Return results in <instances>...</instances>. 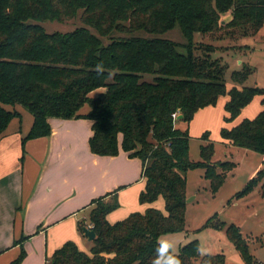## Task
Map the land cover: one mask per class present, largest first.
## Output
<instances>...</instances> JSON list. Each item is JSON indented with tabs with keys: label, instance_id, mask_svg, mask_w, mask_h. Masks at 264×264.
I'll return each mask as SVG.
<instances>
[{
	"label": "trees",
	"instance_id": "trees-1",
	"mask_svg": "<svg viewBox=\"0 0 264 264\" xmlns=\"http://www.w3.org/2000/svg\"><path fill=\"white\" fill-rule=\"evenodd\" d=\"M226 13L231 17L225 22ZM77 17L80 26L70 32L48 33L43 27ZM263 25L264 0H0V135L20 119L3 106L19 105L31 114L21 162L27 141L50 135L49 119H87L92 122L90 152L111 157L123 151L139 159L145 181L139 203L163 200V211L149 207L110 224L106 216L119 207L117 191L95 199L88 226L77 224L81 235L84 227L95 233L89 253L67 241L45 264H225L223 254L201 257L196 240L174 254L161 238L185 231V173L201 169L215 193L234 169L231 162L212 161L208 132L200 138V160H190L188 128L197 111L225 96L224 122L231 123L260 96L262 110L222 127L220 136L234 148L264 157V89L244 86L251 74L244 67L231 73L233 86L227 90L225 66L212 57L213 48L194 42L195 35L245 26L252 36ZM175 27L185 43L136 36H157ZM98 89L103 92L89 97ZM84 105L90 110L80 115ZM261 174L256 172L237 196L250 192ZM204 227L224 225L210 219ZM225 234L245 264H256L238 228L229 225ZM24 257L22 251L10 264Z\"/></svg>",
	"mask_w": 264,
	"mask_h": 264
},
{
	"label": "crops",
	"instance_id": "crops-1",
	"mask_svg": "<svg viewBox=\"0 0 264 264\" xmlns=\"http://www.w3.org/2000/svg\"><path fill=\"white\" fill-rule=\"evenodd\" d=\"M100 92L103 89L91 92L89 97H96ZM227 99L221 97L217 107L197 111L189 123L190 135L198 136L209 129L216 110L219 112L217 120H220L218 129L231 128L245 118L252 119L262 110V98L255 97L237 119L223 123L221 119L227 114L222 108ZM89 110L88 105H84L79 114L86 115ZM17 112L20 114L18 123L14 125L12 120L0 135V264L13 262L22 251L25 257L20 264H45L67 241L88 254L91 242L78 232L77 224L84 222L88 226L92 201L114 191H117L119 207L106 216L110 224L125 219L137 209V196L145 186L141 161L123 151L111 157L92 154L88 145L92 135L90 120L52 118L48 120L50 135L27 141L21 162V139L30 129L32 117L25 132L24 113ZM261 159L263 161L264 157ZM259 168L260 164L252 174ZM110 200L111 195H108L103 201ZM160 200L144 204V211L149 207L156 209L157 205L160 210L163 206ZM121 208L123 210L119 211ZM23 237H26L23 242L15 244Z\"/></svg>",
	"mask_w": 264,
	"mask_h": 264
},
{
	"label": "rangeland",
	"instance_id": "rangeland-1",
	"mask_svg": "<svg viewBox=\"0 0 264 264\" xmlns=\"http://www.w3.org/2000/svg\"><path fill=\"white\" fill-rule=\"evenodd\" d=\"M230 17V14L226 13L221 16V20L226 22ZM79 26L78 17L65 23L48 22L43 24L48 33H66ZM136 36L144 38L158 37L176 43H185L178 27L157 36L141 32L137 33ZM194 42L209 45L213 48L212 57L218 59L225 66L227 90L232 86L231 73L241 71L244 67L251 70L244 86L264 89V25L257 34L252 36L249 34V27L245 26L232 31L221 30L214 34L195 35ZM145 79L150 80L149 77ZM259 97L257 96L256 99ZM254 105H258L257 102H254ZM3 107L11 112L22 111L24 113L22 126L26 132V126H29L32 117L31 114L19 105ZM209 107L215 108L217 103ZM260 107L262 108V106ZM222 109L225 113L224 106ZM218 115L219 112L216 110L211 118L213 121L209 123V129H204L200 135H190L189 132V158L193 162L200 160L199 151L200 146L203 144L200 138L202 134L208 132V138L214 147L212 161L218 163L231 162L234 164V169L227 174L215 193H211L210 183L203 178L201 169L190 170L185 173L187 199H191L186 204L185 209V231L167 234L161 238V242L166 243L171 252L177 254L181 247L196 240L201 257L223 254L225 264H245L225 234L226 227L234 225L238 228L247 250L256 264H264V239L261 236L264 232V196L262 195L264 191L262 189L264 184V160L262 161L261 156L254 152L227 147L220 136L222 127L219 129L217 127L220 123V120H217ZM225 117L223 116L221 119L223 123H225ZM27 119L28 122L26 123ZM15 123H18V118L13 119V124L15 125ZM258 164H260V168L256 172L262 170L258 184L247 194L238 197L237 195L243 191L248 182L256 177V172L252 173ZM139 194L135 203L137 209H134L129 215L143 213L144 211L143 205L138 201ZM160 201L162 204L163 200ZM94 206L95 203H93ZM128 207L131 208L129 205ZM156 207L158 208V205ZM162 208L163 206H161L160 211H163ZM122 210L123 208L119 209V211ZM210 219L214 223L223 224V229L204 227ZM194 264L200 263L196 261Z\"/></svg>",
	"mask_w": 264,
	"mask_h": 264
},
{
	"label": "water",
	"instance_id": "water-1",
	"mask_svg": "<svg viewBox=\"0 0 264 264\" xmlns=\"http://www.w3.org/2000/svg\"><path fill=\"white\" fill-rule=\"evenodd\" d=\"M182 118L181 115H178L176 117V120H180ZM191 199L186 200V204L190 201ZM83 234L87 238L88 241L92 242L93 239L95 238V233L88 227L83 228Z\"/></svg>",
	"mask_w": 264,
	"mask_h": 264
},
{
	"label": "built area",
	"instance_id": "built-area-1",
	"mask_svg": "<svg viewBox=\"0 0 264 264\" xmlns=\"http://www.w3.org/2000/svg\"><path fill=\"white\" fill-rule=\"evenodd\" d=\"M173 118L176 120V115H173ZM262 238L264 239V232L262 233Z\"/></svg>",
	"mask_w": 264,
	"mask_h": 264
}]
</instances>
